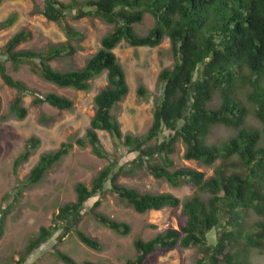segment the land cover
I'll list each match as a JSON object with an SVG mask.
<instances>
[{"label": "trees", "instance_id": "16d2710c", "mask_svg": "<svg viewBox=\"0 0 264 264\" xmlns=\"http://www.w3.org/2000/svg\"><path fill=\"white\" fill-rule=\"evenodd\" d=\"M34 10L60 24L66 40L43 51L15 49L31 37L26 28L7 40L2 50L6 58L0 59V77L16 90L10 111L18 118L26 115L27 109L21 104L24 93L32 95L34 105L47 103L61 110L70 109L73 101L56 92L39 93L28 88L6 72V60L15 69L21 62H29L31 70L46 81L83 91L90 89L91 79L105 72L106 85L94 95V113L89 126L75 143L79 146L88 143L95 155L109 157L97 135V130H105L115 139L116 147L121 145L136 155L127 158V164L110 159L90 185L76 182L75 200L60 205L51 224L40 226L28 239L18 264L66 221L78 215L85 202L103 191L108 180L111 190L138 213L181 207L178 228L168 227L151 238L134 239L136 254L126 259V264H144L147 256L157 249L190 246L198 247L202 253L194 264H252L249 249L261 247L264 241V219L250 225L245 221L250 210L264 216V0H69L66 3L44 0L43 7L34 4ZM145 13L154 17L155 24L146 34L139 35L134 24L140 23ZM85 16L99 17L111 23L112 29L101 37L99 48L83 67L66 70L51 67L50 60L72 55L76 46L71 41L83 37L66 19ZM13 19L14 14L0 21V28L10 25ZM165 36L176 60L157 74L161 91L151 124L142 134L123 133L112 110L127 94L128 85L113 49L121 40L132 46L154 47ZM136 92L144 95L147 90L140 84ZM215 93L219 95V102L211 107ZM247 102L252 104L253 115L261 128L247 122L251 112ZM216 125L231 128L234 134L219 143H210L208 139ZM165 129L169 132L157 141ZM37 141L35 137L28 140L30 145L14 159V168L28 157ZM177 142L184 146L185 159L207 166L219 160L213 174L205 177L204 172L191 167L174 168L171 155ZM71 146V142H61L54 151L42 152L23 186L37 183ZM141 167L173 186L192 185L195 192L180 199L170 192H141L117 182L120 175L131 174ZM20 191L21 188L17 189L14 195ZM5 198L6 195L0 205V236L12 201L6 203ZM100 201L96 199L90 208L98 222L116 233L128 234L129 223L96 210ZM215 228L218 235L214 243H209L207 235ZM75 232L87 247L101 249L95 238L79 229ZM54 253L66 264H77L63 251ZM83 264L104 263L84 261Z\"/></svg>", "mask_w": 264, "mask_h": 264}, {"label": "rangeland", "instance_id": "374dc122", "mask_svg": "<svg viewBox=\"0 0 264 264\" xmlns=\"http://www.w3.org/2000/svg\"><path fill=\"white\" fill-rule=\"evenodd\" d=\"M60 1L66 3L69 0ZM34 4L43 7L44 0H0V21L14 14L12 23L0 28V59L6 58L2 50L7 40L22 28L28 29L31 37L19 43L15 49L43 51L49 45L66 40L61 25L47 20L35 11ZM66 21L80 31L83 37L71 41L76 46V51L72 55L56 57L48 62L51 67L58 70L83 67L87 58L99 48L101 37L113 26L94 16L67 18ZM154 24V17L145 13L142 21L134 24V29L139 35H144ZM113 52L124 69L128 92L116 103L112 112L116 115L123 133L142 134L151 124L154 105L160 96L161 85L157 80V74L161 68L171 67L176 57L166 36L154 47L132 46L121 40ZM4 65L12 78L23 81L28 88L39 93L56 92L73 101L70 109L61 110L47 103L34 105L31 102L32 95L24 93L21 104L27 112L23 118H18L9 108L16 90L0 77V205L5 195L6 203L12 200L0 236V264H18L28 239L38 232L40 226L51 224L52 216L60 205L75 200L76 182L81 181L90 185L98 171L107 165L110 159H117L118 164H127V158L136 153L127 151L121 145L116 147L115 139L105 130H97V135L109 157H98L88 143L84 146L75 143V139L83 137L89 126L94 113V95L106 85L105 72L91 79L90 89L83 91L58 87L46 81L39 73L31 70L29 62H21L16 69L10 60H6ZM140 84L147 90L144 95H138L136 92ZM218 102L219 95L215 93L210 106L215 107ZM247 105L251 109L247 122L261 128V124L253 115L252 104L247 102ZM168 132L165 129L157 141ZM232 134L233 129L216 125L212 128L208 141L219 143ZM31 137L37 138L36 145L28 157L14 168V159L22 153L26 145H30L28 140ZM61 142L72 143L67 154L47 169L37 183L23 186L40 154L54 151ZM183 151V144L177 142L171 155L174 168L191 167L209 177L213 174L215 166L220 163L217 160L213 165L207 166L194 159H185L182 156ZM117 182L136 187L141 192H170L180 199L195 192L192 185L181 183L173 186L163 178H155L145 167L135 169L128 175H120ZM20 188V193L14 195ZM96 199H101L96 210L130 224L131 230L128 234L116 233L98 222L90 209ZM180 215V206L138 213L111 190L108 180L101 193L85 202L78 215L66 221L45 243L27 255L21 264H66L56 257L55 250L69 254L77 264H83L84 261L126 264V259L136 254L133 247L134 239H148L165 228H178ZM261 219H264V216L252 210L245 216L248 225ZM76 229L98 240L101 249L95 250L84 245L79 240ZM217 235L218 229L211 230L207 235L208 242L214 243ZM206 253L205 249L204 254ZM201 255L196 246L157 249L147 256L144 264H194ZM249 259L252 264H264V241L261 247L249 249Z\"/></svg>", "mask_w": 264, "mask_h": 264}]
</instances>
